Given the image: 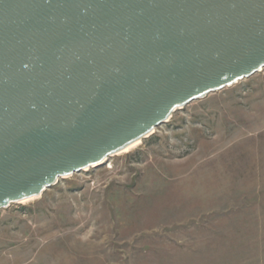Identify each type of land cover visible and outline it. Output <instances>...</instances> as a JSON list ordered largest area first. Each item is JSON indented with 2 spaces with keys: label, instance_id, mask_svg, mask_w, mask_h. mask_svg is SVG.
<instances>
[{
  "label": "water",
  "instance_id": "95a60500",
  "mask_svg": "<svg viewBox=\"0 0 264 264\" xmlns=\"http://www.w3.org/2000/svg\"><path fill=\"white\" fill-rule=\"evenodd\" d=\"M264 70V0H0V212Z\"/></svg>",
  "mask_w": 264,
  "mask_h": 264
},
{
  "label": "rangeland",
  "instance_id": "374dc122",
  "mask_svg": "<svg viewBox=\"0 0 264 264\" xmlns=\"http://www.w3.org/2000/svg\"><path fill=\"white\" fill-rule=\"evenodd\" d=\"M0 264H264V70L2 210Z\"/></svg>",
  "mask_w": 264,
  "mask_h": 264
},
{
  "label": "bare ground",
  "instance_id": "6f19581e",
  "mask_svg": "<svg viewBox=\"0 0 264 264\" xmlns=\"http://www.w3.org/2000/svg\"><path fill=\"white\" fill-rule=\"evenodd\" d=\"M140 143V141H137L135 144H132V145H130V146H128L127 148H125L124 150H122V151H120L119 153H124V152H128V151H130L132 148H134L137 144H139ZM40 195H37V196H35V197H32V198H30V199H27V200H25V201H23V202H27V201H29V200H32V199H34V198H37V197H39Z\"/></svg>",
  "mask_w": 264,
  "mask_h": 264
}]
</instances>
